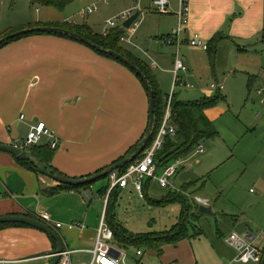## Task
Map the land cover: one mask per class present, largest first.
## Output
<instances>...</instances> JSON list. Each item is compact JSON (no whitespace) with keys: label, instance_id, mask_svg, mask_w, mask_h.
<instances>
[{"label":"crops","instance_id":"crops-1","mask_svg":"<svg viewBox=\"0 0 264 264\" xmlns=\"http://www.w3.org/2000/svg\"><path fill=\"white\" fill-rule=\"evenodd\" d=\"M7 1L0 0L2 7L5 8ZM9 1L13 11L9 16L5 17L0 9L2 38L14 30L27 29L29 26H59L64 23L81 25L75 22L71 24L70 17H64L65 10L57 11L46 6H43V13L37 10L41 14L40 17H34L37 18L35 21L29 13H24L22 7L17 9L16 5L17 2L22 5L27 2L35 7L31 0ZM172 1L174 12L164 15L156 10L153 0H147L144 12L146 19L132 37L131 44L121 42L135 58L148 65L151 76L165 97L172 92L178 60L188 68V71L179 74L180 80L174 90L179 102L198 103L204 98H213V93L206 96L207 90L200 84V71L205 67L207 73L209 64L216 74V83L223 86V83H227L229 90L234 83L243 86L246 82L249 93L255 88L258 91L264 89V0H191L188 30L182 33L178 44H166L163 39H174L177 31L178 1ZM125 8L124 11L130 10V7ZM198 33L210 46L209 51L195 49L189 44L191 37ZM207 59H210L209 63ZM220 76L223 77L222 81ZM192 82L198 86L195 87ZM186 83L193 85L189 90H196L188 93V99L183 101L177 88L187 90L184 86ZM225 90L224 86L223 91H212H217L226 102L228 97H232L233 91L223 98L222 92ZM218 106L205 111L206 117L216 128L221 117L220 113L219 116L215 112ZM21 115H25V120L20 119ZM149 115V93L141 80L125 65L101 56L82 43L44 34L13 41L0 49V144L13 146L17 141L25 140L32 125L43 122L60 141L59 148L53 154L52 166L62 175L78 180L88 178L122 161L143 139L149 127ZM260 117L256 114V118ZM43 139L47 140L43 146L51 142L48 137ZM200 148H197V153L204 154V147V152ZM185 160L179 159L180 166L184 165ZM179 173L177 179L181 175ZM175 182L172 184L176 188L171 190L178 192ZM198 182L199 179L183 182L181 188ZM151 185L152 182L147 183L146 193ZM95 188H61L51 178L26 169L9 153L0 152V218L50 214L52 227L66 247L73 251L95 248L98 228L108 206L105 200L108 195L101 197L98 193L96 196L93 191ZM53 189H57L56 195H50L49 191ZM125 190L137 195L132 188ZM164 190L169 191L163 196L166 198L171 190ZM195 202L194 205L198 207ZM212 211V215L202 213L198 216V225L204 224L211 228L210 220L216 219V213ZM226 220L231 221L228 218ZM232 221L234 225L233 228H227L225 243L226 238L234 232L251 234L247 232L250 227L245 221ZM57 223L63 224V228L56 229ZM71 223H82L85 228L70 230L67 225ZM198 225L195 224L204 235V229ZM211 235L215 247H218L217 231ZM115 245L119 246L116 239ZM169 246L164 247L161 256ZM119 247L122 249V246ZM259 247L264 257V246ZM55 249L51 238L36 228L9 226L0 230V264H50L53 259L50 255ZM180 250L176 248L177 252ZM81 253L91 256L90 263L92 255ZM136 257L142 258L137 254ZM228 261V264L238 263L236 251L232 248L228 252Z\"/></svg>","mask_w":264,"mask_h":264},{"label":"rangeland","instance_id":"rangeland-1","mask_svg":"<svg viewBox=\"0 0 264 264\" xmlns=\"http://www.w3.org/2000/svg\"><path fill=\"white\" fill-rule=\"evenodd\" d=\"M106 1L107 3L102 0H74V3L65 9L64 17H70L71 24L75 22L88 25L95 32L105 33L106 22L120 17L125 7L131 9L134 0ZM146 1L144 0L142 3L144 15ZM16 5L17 9L22 7L24 13H29L35 21L37 18L34 17H40L41 14H38L37 10L42 11V13L44 11V7L39 5L32 7L27 2L23 5L21 2H17ZM94 6L98 8L97 12L90 14V16L83 13L89 7ZM0 9L5 17L13 12L9 0L6 2L5 8L0 4ZM172 12H174V5ZM128 35L126 33V36ZM125 45H127L126 42ZM209 62L210 59H207V63ZM208 67L210 69L207 68V73L205 67L200 71L202 75L200 84L203 89L207 90L206 96L213 93L214 98L218 95V92L210 90V86L216 83V74L213 72L211 64ZM222 79L223 77L220 76V81ZM191 84L195 87L198 86L194 82ZM223 84L226 89L222 92L223 98L230 91H233V95L228 97L226 102L221 99L222 102L216 107L215 112L221 115L217 122L219 134L215 139L202 140L200 146H203L206 152L199 155L197 149L192 150V153L185 158L187 160H185L184 165L180 166L182 168L180 177L177 179L178 175L171 179V183L176 180L175 183L179 190L177 193L186 196L185 198L188 197L192 202V207H195V201L198 206H202L197 198L204 199L207 204L203 203V205H207L206 207L215 211L216 219L210 220L211 228H209L204 224L198 225V221L194 219V216H190L186 223L190 226V229L194 224L203 228L205 232L203 237L190 238L178 247L170 245L162 256L145 246L140 249L134 246L126 249L122 246V249L128 253L124 264H228V252L231 247L227 246L224 238L227 236V228H233L232 220L234 219L245 221L250 227L247 231L248 234L252 233L258 239L261 238L262 241L261 239V243L258 241V246H264V225H262L264 221V104L260 102L262 97L259 98L256 94L259 89L255 88L252 93H249L247 82L243 86L234 83L231 85L230 90L227 83ZM195 90L177 88L183 101L188 99V96H186L188 93ZM253 101L256 103L254 104ZM221 110H224V112L221 113ZM256 114L261 115V117L256 118ZM41 141V144H43L47 140L42 139ZM189 166L192 168H189ZM198 179L199 182L193 186L186 189V185V187L181 188L184 185L183 182ZM173 184L172 188H174ZM158 185V183L152 182L147 193L148 196L144 199H140L137 193V195H133L126 190L125 192L121 190L114 206V214L125 230L136 236L164 233L172 231V228L183 219L182 206L179 203L171 204L170 196L163 198L169 191L160 188ZM93 186H96L93 191L98 196L100 187H109L110 185L108 179H100L95 181ZM174 189L172 191L176 193ZM194 193L199 197L195 196ZM156 200L163 201L164 206H155L153 202ZM91 202L94 201L91 200ZM198 216H201L199 212ZM227 218L232 222L226 220ZM225 221H228V223H224ZM241 227L246 228L245 226ZM213 231H217L218 247H215V243L211 239ZM193 232V229H191L190 233L192 235ZM176 248H181V250L177 252ZM138 251L143 252L142 258L136 257ZM90 258L91 256L85 253L72 256L75 264L88 263Z\"/></svg>","mask_w":264,"mask_h":264},{"label":"trees","instance_id":"trees-1","mask_svg":"<svg viewBox=\"0 0 264 264\" xmlns=\"http://www.w3.org/2000/svg\"><path fill=\"white\" fill-rule=\"evenodd\" d=\"M31 3L33 5H39V6H46V7H52L56 9L57 11H64L68 6H70L72 3H74V0H31ZM44 26H50V27H56V28H64L66 30H69L70 32H76L85 37L88 40L93 41L98 46L112 50L117 52L118 54H122L126 59L134 63L136 66H138L145 76H147L149 82L151 83V86L153 88V91H155V130L153 134V140L149 144V146L153 143L155 136L157 135V132L162 124V120L164 118L165 112H166V98L161 91H159L158 86L156 84V80L153 76H151L150 69L148 65L141 61L139 58H135L130 51L125 49L122 45V36L124 35V31L122 27H117L110 29L108 33L102 34L98 32H94L91 27L88 25H70L68 23H64L62 25L56 26V25H44ZM43 26V27H44ZM37 26H29L28 28H35ZM42 27V26H41ZM27 28V29H28ZM25 30V29H21ZM21 30H14L10 35L17 31ZM45 35H49L44 33ZM44 34H30L29 36H39ZM9 35V36H10ZM29 36L25 37L28 38ZM59 37V36H58ZM64 37V36H61ZM67 38V37H64ZM2 37H0V40ZM23 37L18 39H13V41L21 40ZM68 39V38H67ZM13 41H10V43H13ZM8 45V44H7ZM6 46V45H5ZM4 46H1L3 48ZM210 50V46H209ZM96 51V50H95ZM97 52V51H96ZM103 57H108L114 61H116L111 55L108 54H101L97 52ZM118 62V61H116ZM121 65L123 63L118 62ZM124 65V64H123ZM126 66V65H125ZM127 67V66H126ZM128 68V67H127ZM129 69V68H128ZM135 76H137L141 82L143 83L145 89L146 86L141 79L140 76L136 75L132 70H130ZM147 90V89H146ZM222 96L216 95L214 98H204L198 103H182L179 102L176 99V93L173 96L172 106H173V115L172 120L174 124L178 126V132L175 137H170L167 139L166 144L164 148L158 152V155L156 156V162L157 166L160 169H164V167L171 164V162L179 159H185L189 154L192 153V150L197 149L200 146V142L205 139H215L218 135L217 128L215 127L214 123L211 122L205 115V111L210 108H215V106H218V104L221 103ZM148 131V130H147ZM147 134V132L144 134V136ZM144 136L142 137L144 139ZM142 139V140H143ZM141 140V141H142ZM140 141V142H141ZM139 142V144H140ZM135 146L129 154L134 152L138 147ZM148 146V147H149ZM53 149H51L50 144H47L46 146H43L42 144H38L35 146H32L27 152L28 154L35 158L37 160L38 165H36L34 162L30 163L28 161L19 160L20 164L24 166L28 170H33L34 172H37V169L40 167L44 171H49L53 173H59L53 166H52V160L54 158ZM144 154L140 156V158L143 157ZM138 158V160H140ZM123 171V170H122ZM103 172V171H102ZM39 173V172H37ZM101 173V172H99ZM102 178V179H108ZM195 183L186 184L187 187L193 186ZM110 185V182H109ZM61 188L70 189V190H79V189H90L93 184H85L80 185L79 187H71L66 185H60ZM110 187H104L101 190L98 191L99 195L101 197H106L108 195V192L110 191ZM121 190L116 189L110 193L109 196V203L106 210V221L107 225L114 232L115 239L119 246H123L124 248H129L130 246H134L137 249L142 248L145 246L146 248H149L152 251L157 252V254L161 255L163 253V249L166 246L169 245H177L179 242L186 240L188 238L193 237H200L203 235L201 230L195 226V224L192 226L191 229H193V235L190 233L191 229L190 226L186 223L188 218L190 216H194V219L197 220L198 212H199V206L192 207V202L190 199L186 196H182L179 193H173V191H170V194L168 197H171V204L172 203H179L183 210H182V220L179 224H176L172 228V231L164 232V233H157V234H142V235H134L128 230H125V228L117 221L116 215L114 214V206L117 202L118 195L120 194ZM50 195H56L57 189H53L49 191ZM179 194V195H178ZM147 197V195H146ZM196 203V202H195ZM155 206H164L163 201L156 200L153 202ZM200 213V212H199ZM202 213H200L201 215ZM204 214V213H203ZM202 214V215H203ZM32 219L40 220L37 216H28ZM9 226H26L22 224H3L0 225V230H3L5 227ZM54 244V248L56 247V242L52 241Z\"/></svg>","mask_w":264,"mask_h":264},{"label":"built area","instance_id":"built-area-1","mask_svg":"<svg viewBox=\"0 0 264 264\" xmlns=\"http://www.w3.org/2000/svg\"><path fill=\"white\" fill-rule=\"evenodd\" d=\"M107 3L106 0H102ZM178 9V30L175 33L174 39L165 38L164 42L167 44L179 43L180 36L182 33L187 31L190 21V1L191 0H177ZM153 5L160 14L166 15L172 11V0H153ZM98 11L96 6L89 7L87 10L83 11L85 15L93 14ZM139 13V17L136 19L134 24L130 29H126L123 23L129 20L131 17ZM145 19L142 8V0H135L133 7L130 10L124 11L120 14V17L106 22V28L104 34L108 33L110 29L122 27L124 35L122 36V42L131 44V39L135 35L137 29L142 25ZM121 21V24L119 25ZM126 33L129 35L126 36ZM189 44L195 48H201L205 51H209V45L206 43L204 38L198 33L191 37ZM188 71L187 66L184 62L178 60L174 70L175 82L173 92L166 98V112L162 120V124L154 138L153 143L144 151V155L140 160L125 167V170L115 171L110 174V191L108 197L105 199L106 203L109 202L110 193L116 189L125 190L127 188H132V190L138 194L139 198H146V185L147 183L156 182L160 187L164 189L171 190L172 183L171 179L175 177L180 171L181 161L177 160L171 162L170 165L160 169L157 166L156 156L158 152L161 151L168 138L175 137L178 132V126L174 124L172 120L173 115V96L175 94V88L180 80L179 74ZM185 87L193 88V85L186 83ZM212 90L223 91L224 86L221 83H214L211 86ZM259 97H262L261 103L264 104V89L257 92ZM25 115H21L20 119L25 120ZM50 138V147L53 150H57L60 145V141L57 139L54 132L43 122H37L32 125L31 131L25 140L17 141L15 148L18 147L24 151H28L32 146L41 144L43 138ZM200 151H203L201 146ZM162 170V171H161ZM198 202L203 205L206 203L204 199L197 198ZM207 204V203H206ZM207 206V205H204ZM41 221L46 225L52 226L53 219L50 214L44 213L39 216ZM70 230H80L84 229L85 226L82 223H71L67 225ZM63 228V224L57 223L56 229ZM258 238L254 234L240 235L236 232L231 234L226 238V243L236 251V262L239 264H264V257L262 250L258 246ZM65 251L61 256L59 264H75L73 263L72 256L76 253L86 252L92 255V259L88 264H124L128 257L126 251L120 249L119 246L115 245V235L112 230L107 225L106 216L102 218L100 226L98 228V236L93 250H81L73 251L66 247L64 244ZM137 256L142 257L143 252L138 251ZM53 258V254L50 255Z\"/></svg>","mask_w":264,"mask_h":264},{"label":"water","instance_id":"water-1","mask_svg":"<svg viewBox=\"0 0 264 264\" xmlns=\"http://www.w3.org/2000/svg\"><path fill=\"white\" fill-rule=\"evenodd\" d=\"M139 16L140 15L137 12L135 14V16H133L129 20L125 21L123 23V26L126 29H130L131 26L134 24V22L136 21V19ZM38 33H40V34L46 33V34L54 35V36H64V37H67L68 39H70L72 41H77L79 43H82L83 45H85L89 48L91 47L93 50H96L97 52H99L101 54L111 55L116 61L123 63L130 70H132L136 75L140 76L141 79L143 80L145 86H146L147 92L149 93V107H150L149 122L150 123H149L147 134L144 136V139L140 142L139 147L134 152L129 154L122 161L112 165L111 167H109L108 169H106L105 171H103L101 173L95 174L92 177L82 178L79 180L78 179H72V178L65 176L64 174L62 175L61 173H53V172H49V171L48 172L44 171L40 167L37 169V172H39L40 174H42L46 177L51 178L53 181H55L59 185L79 187L80 185L93 184L97 180H100L102 178H107V177H109V175L111 173H113L115 171L125 170L126 166L134 163L135 161L138 160V158H140V156L142 154H144V151L148 148L149 144L153 140V134H154L155 124H156V122H155V111H156L155 91H153V88H152L151 83L149 82L147 76L144 75V73L142 72V70L138 66H136L134 63H132L131 61L126 59L122 54L120 55L115 51L104 49V48L98 46L97 44H95L93 41L86 39L85 37H83L79 33L70 32L69 30H66V29L61 28V27L56 28V27L44 26V27L28 28L25 30L17 31L10 36L2 38L0 40V47L9 44V42L13 41V39H18L21 37L25 38V37L29 36L30 34H38ZM1 151L9 153L10 155L15 157L16 159L28 161L30 163L34 162L36 165H38L37 160L35 158L31 157L28 154V152H26L22 149H19L18 147L15 148L14 146L1 143L0 144V152ZM199 212L210 214V215L214 214L211 208L206 207L204 205H202L199 208ZM3 224H16V225L22 224V225H26L30 228H33V229L36 228V229L42 231L43 233H46L49 236V238H51L52 241L56 242V247H55L56 249L52 253L53 259L50 261V264H59V262L61 260V256L65 251V248H64V243H63L59 233L56 232V230L52 226H50V225L48 226L40 220L31 219V218H28L25 216H3V218H0V225H3Z\"/></svg>","mask_w":264,"mask_h":264}]
</instances>
